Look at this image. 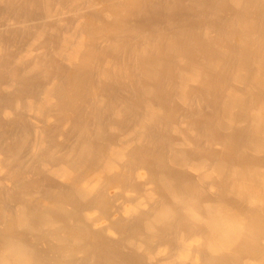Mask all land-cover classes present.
<instances>
[{"label":"bare ground","instance_id":"bare-ground-1","mask_svg":"<svg viewBox=\"0 0 264 264\" xmlns=\"http://www.w3.org/2000/svg\"><path fill=\"white\" fill-rule=\"evenodd\" d=\"M0 264H264V0H0Z\"/></svg>","mask_w":264,"mask_h":264}]
</instances>
